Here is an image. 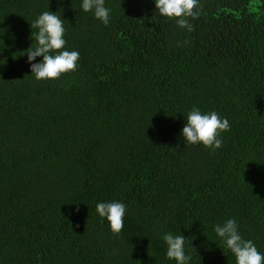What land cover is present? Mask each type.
I'll return each instance as SVG.
<instances>
[{
	"label": "trees",
	"instance_id": "trees-1",
	"mask_svg": "<svg viewBox=\"0 0 264 264\" xmlns=\"http://www.w3.org/2000/svg\"><path fill=\"white\" fill-rule=\"evenodd\" d=\"M199 3L189 32L154 0H105L107 26L82 0H0V264H176L167 233L188 264H236L228 219L264 255V0ZM45 11L79 60L36 81ZM194 107L229 122L214 152L182 138ZM101 202L125 205L119 235Z\"/></svg>",
	"mask_w": 264,
	"mask_h": 264
},
{
	"label": "clouds",
	"instance_id": "clouds-1",
	"mask_svg": "<svg viewBox=\"0 0 264 264\" xmlns=\"http://www.w3.org/2000/svg\"><path fill=\"white\" fill-rule=\"evenodd\" d=\"M156 13L160 17L175 20L180 28L191 32L193 30L190 18L197 19L200 14L199 0H154ZM105 0H82L84 12L94 11V16L105 26L109 23L110 9L106 8ZM38 29L35 33L37 44L26 50L28 63L31 65V76L36 81L55 80L62 75L76 70L79 60L77 51L63 50L66 44L64 37V20L56 13L45 11L30 25ZM37 57H42L40 63H33ZM230 129L228 120L221 119L212 111L202 113L193 108L186 117L182 129V138L188 145L202 144L205 148L215 151L222 147L221 133ZM96 212L101 218H106L111 232L119 235L124 227L125 205L120 202L97 203ZM217 236L235 257L236 264H264L262 255L251 240L242 238L235 219H228L222 225L214 227ZM162 239L167 245L166 255L176 264H188L190 256L184 252L186 238L181 235L165 234ZM195 250V249H194ZM196 251V250H195Z\"/></svg>",
	"mask_w": 264,
	"mask_h": 264
}]
</instances>
